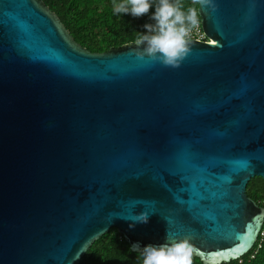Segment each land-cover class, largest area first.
<instances>
[{"label":"water","instance_id":"obj_1","mask_svg":"<svg viewBox=\"0 0 264 264\" xmlns=\"http://www.w3.org/2000/svg\"><path fill=\"white\" fill-rule=\"evenodd\" d=\"M215 4L210 42L171 67L135 42L91 52L41 0H0V264H78L111 228L131 249L189 237L204 264L253 247L264 0Z\"/></svg>","mask_w":264,"mask_h":264},{"label":"trees","instance_id":"obj_2","mask_svg":"<svg viewBox=\"0 0 264 264\" xmlns=\"http://www.w3.org/2000/svg\"><path fill=\"white\" fill-rule=\"evenodd\" d=\"M53 12L72 39L91 52H105L135 42L136 32L144 31L143 24L151 22L149 15L132 17L114 14L113 0H41ZM185 5L192 0H184ZM153 11L150 9V12ZM246 194L264 206V180L254 177L246 185ZM78 264H141L138 251L116 228L96 239ZM193 264H204L193 256ZM220 264H264V235H258L253 247L238 259Z\"/></svg>","mask_w":264,"mask_h":264},{"label":"clouds","instance_id":"obj_3","mask_svg":"<svg viewBox=\"0 0 264 264\" xmlns=\"http://www.w3.org/2000/svg\"><path fill=\"white\" fill-rule=\"evenodd\" d=\"M209 7L215 10V0H192L185 5L184 0H113L114 14H130L132 17L149 15L151 22L143 24L144 31L136 32L134 53L143 59L160 62L165 66L179 67L191 51L190 35L201 23L200 10ZM150 9L153 11L150 12ZM129 224L147 223V212L134 215ZM141 256V264H193L195 245L189 237L170 238L166 232L164 241L132 246Z\"/></svg>","mask_w":264,"mask_h":264},{"label":"built area","instance_id":"obj_4","mask_svg":"<svg viewBox=\"0 0 264 264\" xmlns=\"http://www.w3.org/2000/svg\"><path fill=\"white\" fill-rule=\"evenodd\" d=\"M200 40V41H207L210 42L209 39H207L202 27H201V23L199 25L198 29H194L193 32L190 35V40ZM259 235L263 236L264 235V222L262 225V229L260 230Z\"/></svg>","mask_w":264,"mask_h":264},{"label":"snow or ice","instance_id":"obj_5","mask_svg":"<svg viewBox=\"0 0 264 264\" xmlns=\"http://www.w3.org/2000/svg\"><path fill=\"white\" fill-rule=\"evenodd\" d=\"M212 43H215V41H212Z\"/></svg>","mask_w":264,"mask_h":264}]
</instances>
